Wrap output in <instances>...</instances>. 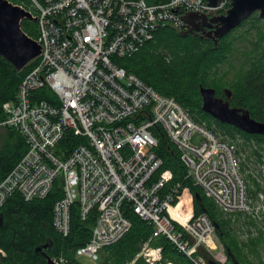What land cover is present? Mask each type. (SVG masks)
Masks as SVG:
<instances>
[{
	"label": "built area",
	"instance_id": "2783aa9c",
	"mask_svg": "<svg viewBox=\"0 0 264 264\" xmlns=\"http://www.w3.org/2000/svg\"><path fill=\"white\" fill-rule=\"evenodd\" d=\"M231 5L232 0L215 7L207 0H27L20 5L38 19L42 52L17 98L3 105L6 119L0 125L17 130L27 152L0 183V209L16 194L28 202L44 199L60 181L54 229L70 235L75 205L81 221L93 220L91 238L76 255L97 260L130 232L128 215L134 214L153 229L136 260L175 264L164 261L162 246L153 245L165 238L192 264H209L201 249L215 250V224L206 213L195 215L189 188L179 183L166 191L173 174L162 169L154 130L165 133L185 165L186 179L220 210L258 215L236 146L115 58L132 57L168 25L187 30L182 16L189 12L213 17ZM55 262L67 260L59 256Z\"/></svg>",
	"mask_w": 264,
	"mask_h": 264
},
{
	"label": "trees",
	"instance_id": "16d2710c",
	"mask_svg": "<svg viewBox=\"0 0 264 264\" xmlns=\"http://www.w3.org/2000/svg\"><path fill=\"white\" fill-rule=\"evenodd\" d=\"M155 1L163 3L168 0ZM15 4L19 5L17 2ZM22 29L31 38L35 40L38 38L35 22L23 21ZM227 36L220 40L218 47H215L211 40L196 35L183 38L168 27L157 31L154 39L146 43L132 57L115 58V61L128 73L135 74L160 94L175 98L193 120L205 124L212 132H220L231 139L241 137L245 143L239 148L236 146L240 171L242 169L241 174L248 185L250 198L258 200V194L262 191L260 184L262 174L255 175L250 165L252 157H256L254 159L256 161L261 158V151L264 150V135L247 134L232 125L214 119L202 110L200 88L202 86L210 88L209 86L214 84L208 79L209 76L217 65L226 61L224 40ZM174 39L177 41L174 42ZM205 49H210L213 55L202 64ZM35 62L17 71L9 61L0 56V124L6 119L3 105L17 98L21 81ZM227 85L232 92L229 99L232 108L248 110L252 118L264 121V53L257 58L255 56L252 65L241 71L235 82ZM41 97L49 100L45 92ZM154 131L159 140L156 152L164 162L162 169L169 170L173 174L166 191L180 183L183 188H189L192 194L201 195L200 203L194 199L195 215L206 213L218 226L216 233L226 250L228 263L263 264L259 251L263 244L262 239L254 238L253 235L264 238V212L258 215L239 213L238 218L233 221L234 218L229 213L220 210L199 187H195L191 180L186 179V168L180 160L178 151L168 141L160 127H156ZM252 141H256L258 145H255L256 148ZM26 152L25 138L17 130L0 125V183ZM62 195L61 182L57 181L51 193L44 199L28 202L21 195L16 194L7 201L0 209V214L3 216V224L0 226V250L4 253H0L1 264H47L46 257L36 253V249L48 241L52 242L51 247L46 251L48 256L53 259L63 256L67 260L66 264H81L77 261L76 251L89 242L93 220L81 221L78 207L75 205L72 210L71 233L67 237L60 235L53 227V209ZM241 216H244V219H241ZM128 217L133 224L130 232L119 242L100 252L98 259L102 257L101 264H129L135 260L142 245L150 239L152 227L134 214H129ZM242 231L249 235L247 243L239 240ZM153 245L163 247L164 261L192 264L165 238L153 241ZM201 254L208 262L213 260L203 249ZM251 256L256 259L252 260ZM136 264H145V262L140 258Z\"/></svg>",
	"mask_w": 264,
	"mask_h": 264
},
{
	"label": "water",
	"instance_id": "95a60500",
	"mask_svg": "<svg viewBox=\"0 0 264 264\" xmlns=\"http://www.w3.org/2000/svg\"><path fill=\"white\" fill-rule=\"evenodd\" d=\"M210 6H218L222 0H207ZM177 12V10H176ZM255 13L264 19V0H232L231 8L226 14L209 17L206 14L189 12L182 16L187 30H178L172 25L169 28L175 30L180 37L196 35L211 40L218 47L222 38L240 27ZM30 20L37 22V17L20 5L9 0H0V56L9 61L17 71L23 70L32 61L37 59L42 52L41 45L28 36L22 29V22ZM202 110L214 119L232 125L250 135H264V121L252 118L248 110L232 108L229 99L232 96L230 90H225L227 100L216 96L213 88L201 87ZM195 200L200 203L201 195L195 194ZM3 224V216L0 214V226ZM216 229L218 226L215 224ZM52 242L37 247L36 253L42 254L47 259V264H58L46 254ZM236 263V262H235ZM209 264H220L214 260ZM237 264V263H236Z\"/></svg>",
	"mask_w": 264,
	"mask_h": 264
},
{
	"label": "rangeland",
	"instance_id": "374dc122",
	"mask_svg": "<svg viewBox=\"0 0 264 264\" xmlns=\"http://www.w3.org/2000/svg\"><path fill=\"white\" fill-rule=\"evenodd\" d=\"M9 1H11L14 4L15 2H17L19 5H23V6L27 5V0H21V1L9 0ZM173 41L175 42L177 40L174 39ZM224 46H225L224 52L227 55V59L222 64L217 65V67L214 69V71H212L208 79L210 81L212 80L214 83L212 85L213 87L212 86H209V87L214 88L217 91V96L223 99L224 101H226L227 97L225 96L224 90L230 89L228 87L229 85L227 84H229L230 82L232 83L235 82L240 72L248 69L250 64L252 65L254 61V57L256 56L257 58L258 56L261 55V53H264V19L259 16V13H255L250 19L245 21L240 27L232 31L225 38ZM203 54L205 57H204V60L201 61L202 64H204L206 61L210 59V55H213L210 49L208 50L205 49L203 51ZM214 132L218 134L219 136L223 137L224 139L235 144L237 148H239L245 143V141L241 137H236L235 139H231L229 136L222 135L220 132H216V131ZM252 144L254 145V148H256L255 145L258 146L256 141H252ZM255 158L256 157L251 158L252 164L250 166L252 167L255 175L258 176L261 173L263 176V177L261 176L262 178L260 177V184H261L262 191L259 192L258 194V200H254L253 198L251 200L255 208L260 207V211H259V214H260L262 211L264 212V150L261 151V158H259V161L254 160ZM242 172L243 171L241 169L240 173ZM229 214L232 216V218H234L233 219L234 221L236 218H238L239 213H229ZM240 218L244 219V216H241ZM240 234L242 236L241 238H239V240L241 242L245 241L244 243H247L249 239V235H246L245 231H242ZM253 236L254 238L262 239L263 244L259 248V251L262 257L261 263L264 264V238H262L261 236H257L256 234H254ZM206 252L214 261L218 263L231 264L227 262L226 250L219 238H217L216 240L215 250L206 251ZM104 257H105L104 259H106L107 257L105 253H104ZM76 258H77V261H79L81 264H101L102 263V257L95 260L87 255H76ZM251 259L255 260L256 258L254 256H251ZM136 261L137 260L135 259L129 264H136ZM0 264H1V256H0ZM145 264L147 263L145 262Z\"/></svg>",
	"mask_w": 264,
	"mask_h": 264
},
{
	"label": "bare ground",
	"instance_id": "6f19581e",
	"mask_svg": "<svg viewBox=\"0 0 264 264\" xmlns=\"http://www.w3.org/2000/svg\"><path fill=\"white\" fill-rule=\"evenodd\" d=\"M213 246L215 247V243H213Z\"/></svg>",
	"mask_w": 264,
	"mask_h": 264
},
{
	"label": "flooded vegetation",
	"instance_id": "af4514ba",
	"mask_svg": "<svg viewBox=\"0 0 264 264\" xmlns=\"http://www.w3.org/2000/svg\"><path fill=\"white\" fill-rule=\"evenodd\" d=\"M25 21V20H24Z\"/></svg>",
	"mask_w": 264,
	"mask_h": 264
}]
</instances>
